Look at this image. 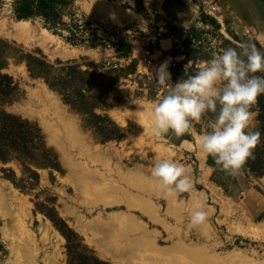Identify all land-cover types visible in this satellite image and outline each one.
I'll return each mask as SVG.
<instances>
[{
	"label": "rangeland",
	"instance_id": "rangeland-1",
	"mask_svg": "<svg viewBox=\"0 0 264 264\" xmlns=\"http://www.w3.org/2000/svg\"><path fill=\"white\" fill-rule=\"evenodd\" d=\"M101 1L123 18L113 20L98 0H73L59 5L66 25L54 30L43 17L17 19L11 0L0 6V38L43 56L55 81L50 86L44 77H33L25 61L9 57L2 71L14 76L19 89L4 108L38 126L57 165H32L39 179L24 181L21 189L11 177L20 181L22 163L0 160V264H68L66 239L47 213L64 219L109 264H200L186 253L170 260L180 245L196 249L203 264H264V95L252 109L253 130L261 133L254 158L232 176L212 157L204 160L199 152L198 160L194 151H183L168 134L156 137L149 114L166 92L128 76L137 68L140 48L158 32L162 41L156 49L162 52L156 55L171 53L176 81L197 71L213 52L228 47L239 52L252 44L264 52V47L253 33L233 34L219 16L221 7L210 14L205 0H196L198 20L189 28L171 19L190 0ZM192 26L197 31L189 34ZM122 57L130 58L129 67L104 65ZM210 119L211 114L193 122L196 139ZM108 134L114 138L105 139ZM158 158L182 164L191 189L168 194L151 176ZM195 208L207 212L206 225L190 226Z\"/></svg>",
	"mask_w": 264,
	"mask_h": 264
},
{
	"label": "clouds",
	"instance_id": "clouds-1",
	"mask_svg": "<svg viewBox=\"0 0 264 264\" xmlns=\"http://www.w3.org/2000/svg\"><path fill=\"white\" fill-rule=\"evenodd\" d=\"M151 72L154 76L150 79L167 88L149 114L153 134L163 137L171 132L181 137L191 131L193 122L211 114L208 130L200 135L198 144L228 175H239L254 158L253 150L261 138L260 131L253 130L252 109L264 95V52L255 44L239 52L232 47L221 49L197 71L174 83L167 61ZM151 176L170 195L192 187L185 167L174 160L156 159ZM206 223L207 212L193 209L190 226L198 228Z\"/></svg>",
	"mask_w": 264,
	"mask_h": 264
},
{
	"label": "trees",
	"instance_id": "trees-1",
	"mask_svg": "<svg viewBox=\"0 0 264 264\" xmlns=\"http://www.w3.org/2000/svg\"><path fill=\"white\" fill-rule=\"evenodd\" d=\"M72 1L11 0L12 12L17 19L43 17L48 21L49 28L54 30L62 25H66L62 21V6L59 8V5H66ZM2 3L3 0H0V6ZM195 31H197L195 26H192L188 33L190 34ZM9 57H13L18 61H25L30 74L33 77H44L50 86H54L55 81L49 73V70L53 67L47 63L43 56L39 57L31 52H25L15 47L13 43H8L0 38V160L7 162L15 158L22 163V176L20 181L16 182L15 177H11V179L17 186L24 189V181L31 180L30 182L32 184V182L36 183L39 179V172L32 165L37 167H56L57 165L51 152L44 148L38 126L28 119L6 111L4 108L5 104L11 103L16 97L19 89L18 82L14 79V76L2 71L7 66ZM69 68L75 69L77 66L70 65ZM257 75H261V73ZM80 96L84 98V92H81ZM261 99L262 95L258 99L259 105ZM103 120L104 123H108L114 129L118 128L113 121L105 118ZM111 138H114L113 134L105 135V139ZM47 215L51 217L56 227L66 239L68 264H109L97 257L93 250L83 243L81 236L69 227L64 219L48 213Z\"/></svg>",
	"mask_w": 264,
	"mask_h": 264
},
{
	"label": "crops",
	"instance_id": "crops-1",
	"mask_svg": "<svg viewBox=\"0 0 264 264\" xmlns=\"http://www.w3.org/2000/svg\"><path fill=\"white\" fill-rule=\"evenodd\" d=\"M186 2L188 8L181 12H177V18H175V20L171 19L174 24L182 26L183 28H189L193 22L198 20V11L194 7L198 6L196 4L197 1L190 0ZM216 4L221 7L222 10L219 16L222 17V21H227L233 34L253 33L258 42L264 47V0H216ZM218 20L220 19L218 18ZM166 41H169V47L173 46L172 38H167ZM169 47L163 48L166 51ZM254 113L257 115L256 111ZM168 137L173 143H176L175 145L181 147L183 151H194L198 160H200L198 153H202L203 159L205 160L206 154H204L200 148L198 139L195 138L193 128L189 133L181 137H176L171 132L168 133ZM193 138L195 139L193 140Z\"/></svg>",
	"mask_w": 264,
	"mask_h": 264
},
{
	"label": "built area",
	"instance_id": "built-area-1",
	"mask_svg": "<svg viewBox=\"0 0 264 264\" xmlns=\"http://www.w3.org/2000/svg\"><path fill=\"white\" fill-rule=\"evenodd\" d=\"M205 10L212 14L218 12V5L216 4V0H208L204 1ZM161 33L158 32L157 35L153 37H149V42L146 46H142L140 48V56L138 57V65L136 69L128 72V76H134L135 82L139 84L143 81L144 85H153L156 90L159 92H167V88L165 86L158 85L155 82V79H150L153 77L154 74L151 72L153 69L158 68L159 65L164 63L165 61L168 62V71L171 73L172 82H176L175 74H174V57L171 55L170 52L165 54L164 56H158L156 53L162 52L161 50L158 51L156 49L157 43L161 41L160 38ZM158 51V52H157ZM129 59L130 58H119V59H106L104 61V65L106 67L114 68V69H121L129 67Z\"/></svg>",
	"mask_w": 264,
	"mask_h": 264
},
{
	"label": "bare ground",
	"instance_id": "bare-ground-1",
	"mask_svg": "<svg viewBox=\"0 0 264 264\" xmlns=\"http://www.w3.org/2000/svg\"><path fill=\"white\" fill-rule=\"evenodd\" d=\"M99 1V5H100V7L104 10V11H106L109 15H111L112 16V18H113V20H115V21H117V20H120L121 19V17L123 16V14L120 12V11H117V10H115L111 5H107L106 3H104L103 1H101V0H98ZM123 18V17H122ZM22 22V21H21ZM53 134V133H52ZM52 134H51V136H49V138L50 139H52ZM3 185V184H2ZM0 190H2V189H0ZM6 192V191H5ZM4 194V193H3ZM5 202V201H4ZM128 202L130 203V204H136V200L134 199V198H132V197H129L128 198ZM7 205V204H6ZM3 199L2 198H0V207L1 208H3ZM143 207H146V208H149V206L147 205V204H144L143 205ZM6 210H7V208H6ZM123 223H124V226H125V223H128V220L127 221H123L122 222V225H123ZM126 226H128V225H126ZM125 226V227H126ZM124 227V228H125ZM6 228V227H5ZM180 249H178V251L177 252H175V253H173L172 254V257H170L169 259L170 260H173V261H175V260H177L176 258H177V253L180 255V257L184 254L185 255V253L186 254H188L189 256H191V257H193L197 262H199L200 264H203V261L205 262V260H204V258L203 257H201V256H199L198 254H196L198 251L196 250V249H186V247H184V246H181L180 245V247H179ZM197 251V252H196ZM28 254V253H27ZM27 257H28V255H27ZM32 260V259H31ZM179 260V259H178ZM26 261V260H25ZM28 264H29V262H28Z\"/></svg>",
	"mask_w": 264,
	"mask_h": 264
},
{
	"label": "water",
	"instance_id": "water-1",
	"mask_svg": "<svg viewBox=\"0 0 264 264\" xmlns=\"http://www.w3.org/2000/svg\"><path fill=\"white\" fill-rule=\"evenodd\" d=\"M16 106H17V107H19V106H20V104H19V103H16V104H15V107H16Z\"/></svg>",
	"mask_w": 264,
	"mask_h": 264
}]
</instances>
